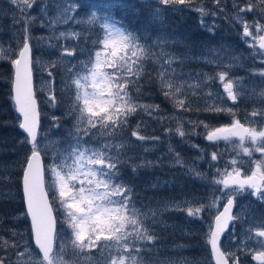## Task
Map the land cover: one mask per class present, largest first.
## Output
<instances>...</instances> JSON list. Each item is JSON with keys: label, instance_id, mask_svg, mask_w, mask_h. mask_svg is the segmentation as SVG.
<instances>
[{"label": "snow or ice", "instance_id": "6c2138e0", "mask_svg": "<svg viewBox=\"0 0 264 264\" xmlns=\"http://www.w3.org/2000/svg\"><path fill=\"white\" fill-rule=\"evenodd\" d=\"M5 2L0 16L10 21V39L0 41V64L10 67L20 135L16 158L0 163V187L7 189L0 203L15 202L10 186L18 177L22 207L0 214V264H264V0H139L151 9L154 34L115 19L114 5L81 16L76 0ZM185 12H195L211 36L226 22L247 53L223 43L200 55L175 51L180 41L165 31L166 14ZM35 27L48 34L35 36ZM38 47L55 55L41 60ZM188 63L213 71H185ZM238 68L247 75H236ZM152 89L171 111L149 99ZM40 95L61 110L53 111L47 131ZM222 116L229 122H211ZM176 137L195 156L186 159L172 143ZM161 145L166 153L149 159ZM163 167L179 168L204 194L138 203L123 170L138 177ZM169 185L157 179L150 187ZM171 213L204 225L203 260L182 255L184 243L161 244ZM169 250L176 255L161 256Z\"/></svg>", "mask_w": 264, "mask_h": 264}, {"label": "trees", "instance_id": "16d2710c", "mask_svg": "<svg viewBox=\"0 0 264 264\" xmlns=\"http://www.w3.org/2000/svg\"><path fill=\"white\" fill-rule=\"evenodd\" d=\"M8 8L5 0H0V11H5ZM145 5H139L136 9L139 10L138 14L127 12L126 15H123L125 18L124 24L129 28H132L137 31H142L145 28L151 29L153 31L154 27L148 25V17L150 12L145 10ZM167 15V24L168 30L176 33L182 41V47L186 50L192 52L193 54L200 51L204 45H216L214 43L213 37L209 35L206 31L201 29L200 25L197 22V14L195 12H185L183 14H166ZM135 16V18H134ZM9 23L10 21L7 18L0 16V41L7 43L10 39L9 32ZM231 29L225 28V25L222 23L220 28L217 30L215 38L222 36L223 41L229 45H232V42L228 41L227 35L225 32L230 31ZM39 29L35 27L33 29V34L36 36ZM179 44L174 45V49H178ZM51 52H49L50 54ZM45 54H48L45 52ZM195 69H206V66L203 64L197 63H188L187 67ZM10 67L8 64H0V163L10 162L16 158V154L19 150V145L17 140L19 138V130L14 125V116L15 113L12 111L14 105L10 102V83H9ZM35 73V78H36ZM153 96L149 99H154L156 103L161 104L163 107L170 110L169 105L163 102V98L155 95V89H152ZM40 100V96H39ZM41 104V103H40ZM42 117L44 114V108L41 104ZM191 115V114H187ZM197 115V114H196ZM203 118V115L200 116ZM44 118H42V125ZM213 124H225L226 119L224 117H217L213 120ZM7 125V126H5ZM151 133V129H149ZM161 135L159 128H157L156 133ZM194 143H198L201 147L206 146L207 142H203L200 137L192 138ZM173 145L177 148L178 151L186 158L190 159L195 156V150L189 148L186 144H181L179 142V137H176L172 141ZM138 151V150H137ZM167 149L165 146L161 145L156 151L147 153L149 159L155 160L161 154L166 153ZM123 175L126 181L130 182L134 188L135 192L139 196L138 203L141 204H152L155 205L158 201H164L169 199H180L182 197H194L201 196L204 187L198 181L190 180L188 177L182 174L179 168H156L151 171H141L138 177H133L130 169H124ZM159 180L161 183L164 181H170L169 186L161 187L159 189H152L150 185ZM15 183L10 186L11 192L15 196V202L12 204H3L0 203V214H12L13 212H19L22 203L20 199V190H19V181L18 177H14ZM3 187H0V191H5ZM178 218L180 224H174L175 220ZM183 216L180 213H171L168 214L166 219L169 220V227L166 230H162L161 234L163 239L161 244L168 249H171V246L174 243H184L189 247L182 253V255L189 258L196 257L200 260H203V256H207V251L203 247L202 239L200 233L203 229L198 226V222L194 221L191 223L182 222ZM183 223L189 224L192 227V234L188 236H183L180 233V229L184 228ZM28 223L21 224V228L25 231L29 228ZM176 253L171 250L165 252L161 251V256H174Z\"/></svg>", "mask_w": 264, "mask_h": 264}, {"label": "rangeland", "instance_id": "374dc122", "mask_svg": "<svg viewBox=\"0 0 264 264\" xmlns=\"http://www.w3.org/2000/svg\"><path fill=\"white\" fill-rule=\"evenodd\" d=\"M76 2H78L81 5V9H80V13H79V15H81V16H84L86 13H88L89 10L91 8H93V7H95L98 11L103 12L106 9V6H108V5H114V7L111 8L110 12H111V14L113 15V17L115 19L122 20L123 23L125 22V18H124L123 15H126L127 12H131V13H134V14H138L139 13V10L136 9V5H137V7L139 5L142 6V4L139 2V0H76ZM121 3L128 4V5H132L133 7L122 8V7L119 6ZM145 10H146V12L147 11L151 12V9H149L147 7L145 8ZM32 12L34 14H38L39 13V5H37L36 7H34L32 9ZM168 14H170V13H168ZM134 18H135V16H134ZM219 23H220V26L223 23L225 25V28H227V30L230 29L229 26H228V24L226 22L220 21ZM148 25H152L154 27V29L152 31L153 34L156 31H158V27L151 21V16L148 17ZM70 26H71V22L69 23V25H64L63 27L64 28H69ZM38 29H39V32H38V34H36V36H41V35H47L48 34L45 29L40 28V27H38ZM165 31H167L168 33L172 34L173 37H174V39L180 41L179 46H178V49H174L175 51H178V52H185V51L190 52V51H188V50H186L185 48L182 47V44H183L182 41L183 40L181 38H179V36L176 33L168 30V24H167V27H166ZM225 34L227 35V38L226 39L228 41L232 42V45H230L232 48L237 49L239 51H242L245 54L247 53V49L244 48V46L240 44L238 38L235 37V32H233L232 30H230L228 32H225ZM212 37H213L214 43L216 45L206 44L197 53H195V54H193L192 52H190V53H192L193 55H200L205 47H216V46H219L222 43L223 44H227V43H225L223 41L222 36L216 37V38H215V36H212ZM227 45H229V44H227ZM45 52H47L48 54H45ZM49 52H51V53L49 54ZM34 54L38 58H40L41 60H45L46 61L49 58V56H54L55 55V52H54V50H50V49H48L46 47H44V48H39L38 47V48H36L34 50ZM244 63L246 65H250L251 64V61L245 60ZM187 65L188 64L185 65V71H189V70H191V71H201V70H203V71H206V72H212L213 71V69L210 68V67H206V69H195V68H192L191 69V68H189V66L187 67ZM255 66L256 67H260L259 64H256ZM233 71H234V73L236 75H239V76H246L247 75V73H246V71L244 69H239L238 68V69H234ZM34 72L37 75L36 78H35L36 86H37V88H40L42 86L41 81L44 78V74L41 72L39 66L36 67V69L34 70ZM57 82H59V77H57ZM216 87L218 88L219 86L216 85ZM40 103L42 104V107L44 108V114H43L44 117H42V118H44V122H43L44 125H42V128H43L44 131H47V126L51 123V120H50L51 114L53 113V111H55L57 115H60L61 114V110L60 109H55L54 110V109H52L50 107L45 106L43 104V96L42 95H40ZM169 111H171V109ZM181 115H185V114L182 113ZM190 116L193 119L196 118V114L195 113H191ZM41 121H42V119H41ZM64 123H65V126H67V122H64ZM200 131H203V130L201 129ZM200 138L203 141V138L202 137H200ZM137 152H139V150ZM204 192H205V190L203 191V193L201 195H203ZM180 214L184 217L183 220H181V221L182 222H186V218H185L184 214L183 213H180ZM174 220H175L174 224H176V225L180 224V220L178 218H176ZM196 222H198V221H196ZM182 225H183L184 228H187V229H191L192 230L191 225L186 224V223H183ZM198 226L201 229L204 228V225H202L200 222H198ZM222 243H228L230 245V242L226 241L225 238L223 239ZM165 252H167V251H165ZM202 258H204V256Z\"/></svg>", "mask_w": 264, "mask_h": 264}, {"label": "flooded vegetation", "instance_id": "af4514ba", "mask_svg": "<svg viewBox=\"0 0 264 264\" xmlns=\"http://www.w3.org/2000/svg\"><path fill=\"white\" fill-rule=\"evenodd\" d=\"M235 37H237L236 36V33H235ZM222 117H224V119H226V123H228L229 122V118L227 117V116H222ZM201 118V117H200ZM204 118V117H203ZM203 118H201V119H203ZM212 122V121H211ZM212 123H214V122H212ZM215 125V124H214ZM203 142H206L204 139H203ZM223 146V145H222Z\"/></svg>", "mask_w": 264, "mask_h": 264}, {"label": "water", "instance_id": "95a60500", "mask_svg": "<svg viewBox=\"0 0 264 264\" xmlns=\"http://www.w3.org/2000/svg\"><path fill=\"white\" fill-rule=\"evenodd\" d=\"M225 234H226V233H225ZM221 239H223V237H222Z\"/></svg>", "mask_w": 264, "mask_h": 264}]
</instances>
